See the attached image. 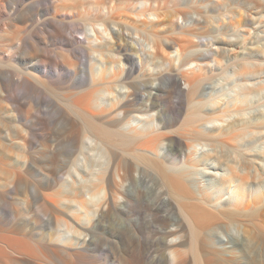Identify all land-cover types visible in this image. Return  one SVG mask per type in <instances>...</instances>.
Returning a JSON list of instances; mask_svg holds the SVG:
<instances>
[{"label": "bare ground", "instance_id": "obj_1", "mask_svg": "<svg viewBox=\"0 0 264 264\" xmlns=\"http://www.w3.org/2000/svg\"><path fill=\"white\" fill-rule=\"evenodd\" d=\"M39 2L0 0L11 21L0 91L16 121L0 120V147L22 146L0 179L18 190L19 168L38 155L63 154L67 170L41 168L43 180L22 189L33 232L0 230V264H264V97L249 98L264 88V63L229 59L241 33L220 31L252 13L228 9L216 28L203 9L226 0H89L79 21L72 0ZM171 2L181 9L167 14ZM57 42L62 58L40 52ZM258 45L264 52V35ZM48 69L68 72L67 86ZM14 75L25 91L56 95L54 109L24 115ZM251 75L258 81L244 83ZM55 116L62 126L51 127Z\"/></svg>", "mask_w": 264, "mask_h": 264}, {"label": "rangeland", "instance_id": "obj_2", "mask_svg": "<svg viewBox=\"0 0 264 264\" xmlns=\"http://www.w3.org/2000/svg\"><path fill=\"white\" fill-rule=\"evenodd\" d=\"M24 1H29V0H15V2H17V3H22ZM51 1L52 0H40L39 3L42 6H48ZM75 1L76 0H72V4L75 6L74 8L76 11L75 19L80 18V20L79 19H76V20L82 21L81 17L82 16L84 17L86 10H87V12L90 11L89 0L88 1L82 0L81 3H80V0L76 1V2ZM211 1L214 2L215 0H201V5H205L208 2L210 3ZM262 2H263L262 0H250V2L247 4L241 3L238 5L237 2L235 4V0H226V3L223 5H220L219 7L215 6L213 3V4H211V7L208 8L207 10L203 9V11L207 13V15L212 16V17H209L211 19L210 22H212V23H209L208 27H210V24H212L213 25L212 27H216V28L218 27V25H217L216 20L213 17L227 12L228 9H229V11H231V9H232V11H234L233 9H236V11H237V9H238L242 13H244L246 11H249L252 13V16L254 19V20H252V22L246 23V21H243L242 27L235 29V30L232 27H228V26H224V25L220 29V31H222V32L229 29L227 34H230V35L237 32V31H240V33H241L239 43L230 44L228 46L229 53H228L227 57L229 59H231V60L235 59V57L237 56V54H239V52L243 53V54L250 53L252 55L251 57L253 59H255V61H258L257 59H260V61H262L264 63V52H259L260 49H259V45H258L261 42L263 35H264V31H263L264 30V10H262L261 7H257V4H260ZM236 6H238V7L236 8ZM255 6L257 8H255ZM176 9L179 10V9H181V7L175 5L172 2L168 3V5L165 7V11L167 14L174 13L175 11H177ZM236 18L242 19V17L240 15H237ZM10 24H11L10 19H8V17H6V15H4L3 13H0V59L3 58L2 57L4 55L3 50L8 48V46H4L5 42H7V43L9 42L8 40L4 39L5 38L4 35L10 34V32H9L11 30V28L9 27ZM4 33H6V34H4ZM66 33H67V35L71 36L70 30H67ZM74 35H76L78 37H83L82 34H80V33H74ZM62 47L65 48V46L60 42L50 43L48 45V47L41 49L40 52H43L44 54H48L49 56H51L54 59H57V58L59 59V58H62V51H61ZM212 48L216 49L215 46H212ZM28 50L29 49L26 50L27 53H28ZM29 52H30V50H29ZM8 54L9 53H5L6 56H8ZM59 54H61V55H59ZM24 59H25L24 56H20L18 61L23 62ZM3 61H4V63L7 61L6 64L10 63L8 58H3ZM221 65H226V63L223 62V63H221ZM217 67H218V64H217ZM46 72H47V76H45V77L46 78L48 77L47 79H49L51 81H55V83L57 85L67 86V84L69 83L70 76H69L68 72H66V71H62L59 74H57V72H55L54 70L48 69V70H46ZM257 75L259 77V80H264V68H262L259 72H257ZM14 76H15V78H14ZM14 76L12 79L8 78V80H11V83H10L11 84L10 85L11 92L13 94L17 95L19 97V99L24 103L22 108H21V111H22V113H24V115L30 116L31 113L38 107L43 111H50V110L54 109V106H55L54 101H53L54 95L51 96L52 94L50 93V91L48 89L45 90V88H43V87H42L43 90L36 89V88L35 89L29 88L28 91H25L24 87H22L21 85H18V83H17L19 80L18 76L17 75H14ZM257 81H258L257 77L253 76V75H251L248 78H243L244 83L247 82L249 84L251 82V85H252V82H257ZM8 82H10V81H8ZM38 85H40V84H38ZM208 89L210 90L211 87ZM52 92H54V91H52ZM259 96L264 97V88L258 89L257 91H253L252 93H250L249 98H252L253 100H257V97H259ZM56 97L57 96L55 95L54 99ZM34 102H37V106L34 104ZM7 103H8V101L5 100V94H2V92L0 91V120L2 121L3 126L6 125L8 127H11V126H14V124L16 125V121L13 117L14 115L12 114V112L10 110L9 103L8 104ZM262 109H264V106L262 107ZM234 116H235V118L237 117L236 115H234ZM55 118H56V116L50 118L51 127L62 126V123L60 121H56V123H55V121H54ZM53 124H55V125H53ZM253 138L255 139V142H256V140L257 141L262 140L259 134ZM251 141H253V140L251 139ZM62 147L64 148V147H66V145L60 143V144H58L57 149L58 150L62 149ZM1 148H3L5 151L4 152L0 151V163H1L0 164V167H1L0 168V174L6 173L5 171L8 170V167L9 168L14 167L13 166V163H14L13 159H15L14 156H16L20 152V150L22 149V146L16 145V144L13 145V144L5 143L2 145V147H0V149ZM165 150H166V148H165ZM6 151H10V155L9 154L7 155ZM10 157H11V159H10ZM49 158H51V157H48V156L43 157L41 155H38L34 160L35 162L32 161V163H30L26 169L24 168L25 170L22 167L19 168L21 173H25V181H24L25 185H22L20 188L18 187L19 191L13 190L8 185L6 186V184L3 183V180L0 179V225L2 226V227L0 226V230H4V231L7 230L8 231V228H9V230H11V228H18L21 236L24 235L25 238H31V236H29V234L31 235L30 230L33 227V222L30 223V220H31L30 217L33 214L32 213L33 211L25 212L21 208L22 207L21 206V198H23L24 196H23V194L22 195H20V194L22 193L21 191L23 188L25 190H27V186L29 184L36 183L39 181V179L43 180L37 174V173H39L40 170H42L41 168H43V170H45L49 166L53 165L54 166L53 169H55L58 173H65L66 172L65 170H67V169H65V162H64L63 154L58 153L57 156L54 158V162L52 159H49ZM1 161H3V162H1ZM4 167H6V168H4ZM4 169H5V171H4ZM27 171H28V174H27ZM8 187L11 189V191L9 190ZM16 191H17V193H16ZM19 196H22V197H19ZM13 214H15V216L17 215L18 217L17 216L16 217L18 219L16 217L14 218ZM29 214H31V215H29ZM19 215H21V216H19ZM22 215H23V217H22ZM27 215H29V216L27 217ZM44 218H43V220H44V222H46L47 218L46 217H44ZM1 221H3V222H1ZM15 221H16V223L18 222L17 224L19 225V227H16L17 224L15 225ZM41 224L42 225H40V227H44L46 225L45 223H41ZM7 225H8V227H7ZM9 225L11 226V228ZM27 230L29 232H27ZM38 231H40L41 235L38 236L37 238L39 239V242H41L43 230L38 229ZM31 241H33V240H31ZM14 256H17V255L14 254ZM14 256H12V257H14ZM17 257H21V255L18 254ZM11 259H13L11 261V264H15V263H13L14 258H11ZM29 260L34 261V259L31 257H29Z\"/></svg>", "mask_w": 264, "mask_h": 264}]
</instances>
